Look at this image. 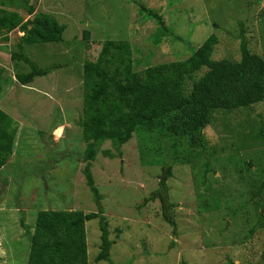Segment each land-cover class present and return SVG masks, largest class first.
I'll use <instances>...</instances> for the list:
<instances>
[{
    "label": "rangeland",
    "instance_id": "rangeland-1",
    "mask_svg": "<svg viewBox=\"0 0 264 264\" xmlns=\"http://www.w3.org/2000/svg\"><path fill=\"white\" fill-rule=\"evenodd\" d=\"M39 1L40 13L66 26L63 41L25 46L24 52L37 67L56 68L21 86L15 74L27 73L30 67L10 55L17 52V37L22 33L12 32L7 43L0 40V109L14 120L16 128L11 155L0 169V264H18L13 244L26 243L25 231L33 232L38 211H97L75 153L84 149L79 126L83 113L79 62L85 58L94 61L104 40L128 41L137 49L133 59L140 70L146 64L190 57L212 34L217 38L212 59L238 61L241 27L249 52L264 60V0ZM141 5L156 10L171 29L160 41L154 36L160 33L154 21L140 20ZM84 31L90 34L87 48ZM224 117L229 118V126L241 117L248 126L230 127L227 133L211 127L205 133L209 143L205 159L215 162L213 172L205 175L212 182L207 190L201 179L200 163L204 161H195L192 167L190 160L172 159L175 154L169 156L166 149L164 153L165 142L153 135L142 156L136 149V137L122 148V159L96 156L91 170L103 197L114 264H264L259 262L264 254V230L246 238L253 205L238 209L243 196L253 197L257 192L249 180H264L257 170L264 168V141L249 140L260 126L264 135V101ZM186 147V143L180 144L176 152L186 153ZM249 161L254 163L252 167H247ZM166 163L172 165L173 176L167 185L169 200L176 205L175 231L163 220L159 202L140 207L157 189L158 175ZM98 225L96 219L85 224L88 263L110 264L95 261L100 244Z\"/></svg>",
    "mask_w": 264,
    "mask_h": 264
},
{
    "label": "trees",
    "instance_id": "trees-1",
    "mask_svg": "<svg viewBox=\"0 0 264 264\" xmlns=\"http://www.w3.org/2000/svg\"><path fill=\"white\" fill-rule=\"evenodd\" d=\"M39 2L0 0V40L7 43L12 32L22 33L21 37H17V52L10 55L12 60L23 61L30 67L27 73L15 74L16 81L22 86L31 84L36 77L46 76L56 68L55 65L37 67L25 54V46L61 43L66 30V26L54 17L39 12ZM3 6L13 7L15 10L6 11ZM138 16L140 20L154 21L156 31L160 32L154 35L158 41L167 31H171L162 15L154 9L141 5ZM239 31L241 57L238 61L212 59L217 44V38L213 34L190 57L154 66L146 64L143 70H140L139 62L133 59V51L137 49L123 40H104L94 61L80 59L83 113L79 126L84 149L77 150L75 155L84 177L82 181L88 187L97 211H38L33 232H28V229L25 231L23 238H26V243L17 241L13 244L16 250L14 260L18 264L23 261L25 264H89L85 224L95 219L98 220L100 230L99 252L95 261L114 264L110 260L113 241L108 238V223L101 205L103 197L97 189L91 169L98 154L105 159H122V148L133 137H136L139 156L148 151L147 145L155 136V139L165 142L164 153L166 149L170 151L169 156L175 154L171 155L172 159L181 158L186 162L190 160L192 167L195 161H204L200 163L203 165L202 184L206 190L208 187L210 189L212 182L207 181L205 175L213 172L212 165L215 162L205 159V146L209 145L205 133L211 127L218 128L221 133H227L230 127L247 128L242 117L233 126H229V118L224 116L238 114L239 110L246 112L264 101V60L249 52L241 27ZM89 38V31H84L86 48L90 44ZM13 121L0 109V169L6 164L13 149L16 134ZM250 130L252 131H247ZM48 136L49 134L47 139ZM249 140L264 141L262 126L251 134ZM242 141L244 142L243 139ZM107 143L110 148L104 149L103 146ZM185 143L186 153L176 152V148ZM237 146L242 145L238 143ZM176 153L182 156L179 157ZM248 160H252L251 157ZM253 164L249 161L247 167H252ZM257 170L264 178V168ZM172 176V165L164 164L158 175L157 189L143 199L140 207H144L147 202H159L163 220L175 231L173 209L176 205L169 200L167 185ZM250 180V185L257 192L253 197L245 196V199L243 196L241 208H238H246L247 203L254 208L251 218L247 220L251 222V226L246 238H252L256 231L264 230V180L259 183L258 180ZM252 198L255 199L254 202ZM259 262H264V254ZM230 263L233 264L232 261ZM181 264L186 263L182 261Z\"/></svg>",
    "mask_w": 264,
    "mask_h": 264
},
{
    "label": "clouds",
    "instance_id": "clouds-1",
    "mask_svg": "<svg viewBox=\"0 0 264 264\" xmlns=\"http://www.w3.org/2000/svg\"><path fill=\"white\" fill-rule=\"evenodd\" d=\"M54 69H55V68H54ZM54 69H53V70H54ZM53 70H51V71H53ZM51 71H50V72H51ZM50 72H49V73H50ZM49 73H48V74H49ZM28 85H30V84H28ZM21 86H22V85H21ZM82 102H83V99H82ZM82 109H83V108H82ZM185 263H186V262H185Z\"/></svg>",
    "mask_w": 264,
    "mask_h": 264
},
{
    "label": "crops",
    "instance_id": "crops-1",
    "mask_svg": "<svg viewBox=\"0 0 264 264\" xmlns=\"http://www.w3.org/2000/svg\"><path fill=\"white\" fill-rule=\"evenodd\" d=\"M15 119H18V117L16 116V117H14Z\"/></svg>",
    "mask_w": 264,
    "mask_h": 264
}]
</instances>
